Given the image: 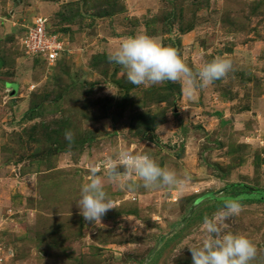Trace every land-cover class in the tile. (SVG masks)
<instances>
[{
  "label": "rangeland",
  "instance_id": "1",
  "mask_svg": "<svg viewBox=\"0 0 264 264\" xmlns=\"http://www.w3.org/2000/svg\"><path fill=\"white\" fill-rule=\"evenodd\" d=\"M37 18L65 43L55 63L24 46ZM139 34L193 73L217 57L232 71L192 96L182 80L134 85L108 57ZM121 151L188 188L106 181L113 209L85 221L81 186ZM226 198L243 210L225 232L264 264V0H0V264H193L189 247Z\"/></svg>",
  "mask_w": 264,
  "mask_h": 264
},
{
  "label": "clouds",
  "instance_id": "2",
  "mask_svg": "<svg viewBox=\"0 0 264 264\" xmlns=\"http://www.w3.org/2000/svg\"><path fill=\"white\" fill-rule=\"evenodd\" d=\"M109 61L120 65L129 82L134 85H156L166 81H183L189 96L196 89H205L232 71V62L217 57L203 64L195 73L181 59L177 50L165 47L155 38L139 34L130 36L109 55ZM74 135L65 132L71 145ZM106 176L97 175L93 167L87 183L80 189L78 205L85 221H101L113 204L105 191V182L116 183L123 190L129 187L128 177H135L146 188H171L185 191L190 178L174 169L161 167L150 155L121 151L116 158L101 162ZM123 169V172L118 169ZM243 205L239 200L226 198L224 207L211 217H205L199 231L202 240L189 247L193 264H251L257 255L255 244L244 234L225 232V221L239 216Z\"/></svg>",
  "mask_w": 264,
  "mask_h": 264
},
{
  "label": "built area",
  "instance_id": "3",
  "mask_svg": "<svg viewBox=\"0 0 264 264\" xmlns=\"http://www.w3.org/2000/svg\"><path fill=\"white\" fill-rule=\"evenodd\" d=\"M47 20L37 18L30 28H27L24 46L28 55L44 57L47 62L55 63L65 52V43L59 34L49 33Z\"/></svg>",
  "mask_w": 264,
  "mask_h": 264
},
{
  "label": "trees",
  "instance_id": "4",
  "mask_svg": "<svg viewBox=\"0 0 264 264\" xmlns=\"http://www.w3.org/2000/svg\"><path fill=\"white\" fill-rule=\"evenodd\" d=\"M53 33H56V31H55V32H53Z\"/></svg>",
  "mask_w": 264,
  "mask_h": 264
}]
</instances>
